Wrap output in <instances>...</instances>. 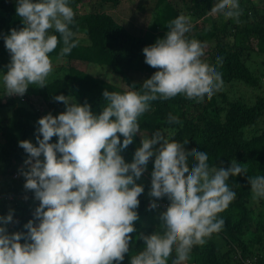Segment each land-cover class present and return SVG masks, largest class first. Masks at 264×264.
Returning a JSON list of instances; mask_svg holds the SVG:
<instances>
[{
	"label": "clouds",
	"instance_id": "1",
	"mask_svg": "<svg viewBox=\"0 0 264 264\" xmlns=\"http://www.w3.org/2000/svg\"><path fill=\"white\" fill-rule=\"evenodd\" d=\"M5 3L16 4L23 27L12 29L4 43L0 41L4 67L0 93L33 94L30 85L45 87L52 72L50 55L69 54L76 47L73 35L77 31L69 27L74 11L69 0ZM240 14L239 0H217L209 13L225 19ZM190 27L183 15L172 20L163 39L142 49L145 63L158 70L139 91L104 90L106 106L99 114L63 95L55 96L65 105L60 114L62 110L51 108L43 99L44 106L29 105L19 97L0 103V132L3 127L15 133L38 124L37 146L19 142L28 154L27 170L11 176L19 183L17 191H28L18 195L28 197L31 204L39 202L34 219L23 226L26 233L8 234L4 225L13 220L12 213L0 216V264H120L129 252V234L136 231L133 222L139 219L136 209L144 187L148 208L165 212L158 222L162 235L146 239L143 251L132 255L129 264H166L173 250V264H182L193 246L203 245L222 229L219 214L236 196L227 181L246 171L241 164L233 160L227 169L210 167L206 152L186 155V144L178 147L160 132L137 143L131 160L120 154L132 144L140 129L138 118L149 110L150 102L174 97L202 102L222 86L221 74L201 63L203 46L186 38ZM81 39L85 40L84 34ZM14 106L19 108L13 111ZM170 122L174 123L171 117ZM54 136L56 142L50 143ZM150 158L151 176L139 180ZM251 188L256 197H264V176L253 178Z\"/></svg>",
	"mask_w": 264,
	"mask_h": 264
},
{
	"label": "trees",
	"instance_id": "2",
	"mask_svg": "<svg viewBox=\"0 0 264 264\" xmlns=\"http://www.w3.org/2000/svg\"><path fill=\"white\" fill-rule=\"evenodd\" d=\"M5 1L0 0V41L3 43L4 36L10 35L12 29L23 27L22 18L15 11L16 4L6 5ZM119 1L101 0L110 5H116ZM161 1V28L152 27L148 36L130 33L104 12L74 13L73 23L69 27L72 31L84 34L86 45L76 44L68 54V59L70 62L85 64L88 70L64 67L62 78L47 80L45 87L38 85L43 100L51 108L65 110L63 102L55 100V96L63 95L70 102L88 104L93 114H99L106 106L102 95L104 90L121 93L139 91L143 82L158 70L145 63L142 49L163 39L172 20L181 15L185 17L177 10L178 6L174 7L166 0ZM183 1L188 18L194 22L190 24V31L196 29L185 35L188 40L203 46L201 63L217 70L222 81L243 82L258 87L261 79L253 73L254 68L248 62L251 54L264 52V0H239L240 16L228 19L223 15H209L217 6V0ZM79 3H83V0H69V6ZM252 8L262 9V13H258L257 9L252 16ZM198 18L201 19L200 24H196ZM153 37L150 44L149 39ZM218 58L221 61L219 63ZM2 65L0 70L4 69ZM90 66H96L95 70H90ZM106 70L109 73L105 76ZM111 76L123 81L124 86L109 81L112 79L107 78ZM170 117L174 123L170 122ZM138 123L140 129L134 135L132 144L120 153L124 159L133 158L137 143L141 144L144 137L160 132L166 140L178 147L186 144V155L197 151L206 152L210 167L228 168L235 160L246 169L240 175L229 177L227 181L236 196L219 214L218 218L224 220L222 229L211 234L215 235L213 239H205L203 245L193 246L188 262L264 264V197H256L251 188L253 178L264 176V93H258L252 101L241 100L229 97V93L220 87L211 99L205 98L202 102L188 101L184 97L158 99L150 102L149 110L138 118ZM37 127L38 124L33 127L30 125L15 133L3 127L0 132V182L3 185L0 188V216L10 211L16 215L11 227L13 233L27 232L23 226L34 219L33 213L39 205V202L31 204L28 197L18 195L16 188L19 183L11 176L14 172L27 170L24 161L28 159V154L19 146V142L27 140L37 146ZM120 139L122 142L123 137ZM56 140L54 136L49 142L55 143ZM192 163L190 161L189 165ZM152 170L153 162L150 158L139 180L150 177ZM13 183L16 188H12ZM254 198H257L259 211L251 206ZM138 200L140 203L136 211L139 219L133 222L136 231L129 234L132 237L129 252L124 254L120 264H129L132 255L143 251L146 239L162 235L158 222L165 212L148 208L149 199L145 187ZM4 226L8 232L9 225ZM20 242L25 241L22 239ZM175 258L173 250L166 264H173Z\"/></svg>",
	"mask_w": 264,
	"mask_h": 264
},
{
	"label": "rangeland",
	"instance_id": "3",
	"mask_svg": "<svg viewBox=\"0 0 264 264\" xmlns=\"http://www.w3.org/2000/svg\"><path fill=\"white\" fill-rule=\"evenodd\" d=\"M166 2H170L174 7L178 6V9L180 13H183L185 17L187 18L188 22L190 24L194 23L193 20H190L188 17L187 12H185V5L183 0H166ZM161 0H120L119 4L115 7L110 4H103L100 0H83V3L75 4L71 8L73 9L74 13L76 14H86L90 12H106L111 17H113L114 20H116L119 24L123 25L126 30H128L130 33H133L138 36L147 35L148 31L152 30V27H156L160 30L161 21L163 20V11L160 9L162 6ZM201 19H197L196 24H200ZM203 21V20H202ZM51 31V29L49 30ZM159 34V32L157 33ZM83 34L81 32H77L73 35V39L76 42L78 46L80 45H86L85 40H81ZM162 39V38H161ZM154 40V37L149 39V43L151 44ZM60 51L53 53L50 55V59L52 61V72L49 74L47 80L53 79L56 77L62 78L63 77V67L68 68L69 66H74L76 69L80 71H87L88 67L85 64H82L80 62L76 63L73 62L72 64H68V54L60 55ZM5 59L4 57H1ZM8 61L10 59H7ZM10 62V61H9ZM250 65L253 66L254 70L253 73L258 76L260 80V85L258 87H251L243 82H233V81H223L222 83V90L226 93H229V97L241 99V100H250L252 101L255 96L263 92L264 93V52L258 53V54H251V57L248 62ZM86 69V70H85ZM105 69V66H104ZM102 70V72L104 71ZM109 73L108 70L105 71V76ZM107 79H112L109 81H112L120 87H123V81H121L119 78L111 76ZM33 94H23L20 95H8L7 91H3L0 93V103L6 102L7 99H11L12 97H19L21 98V102H28L29 105H31L33 102L40 103L44 106L43 98L41 95H37L38 92V85H30ZM228 96V95H227ZM17 102H20V99H16ZM221 101V100H220ZM219 101V103H220ZM22 105V103H21ZM19 107L14 106L13 111L18 109ZM65 110L60 111L58 114L64 112ZM8 115L10 113H7ZM56 114V115H58ZM140 137H143L142 134H140ZM219 168H225V167H216ZM227 169V168H225ZM14 184V183H13ZM3 185L0 182V188H2ZM7 187V186H6ZM12 188H16L15 184ZM17 189V188H16ZM27 192L20 188L18 192ZM34 204L36 201L33 202ZM32 203V204H33ZM33 206V205H32ZM251 206L255 211H259V205L257 198H254L251 202ZM13 212V208H11ZM13 220L9 222L7 225H9V231L8 234H12L13 231L11 230V227L15 221L16 215L12 213ZM5 227V226H4ZM21 243V242H20ZM23 244V243H21ZM174 254L175 250H174ZM182 264H193L188 262V260L182 262Z\"/></svg>",
	"mask_w": 264,
	"mask_h": 264
}]
</instances>
